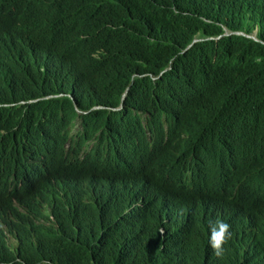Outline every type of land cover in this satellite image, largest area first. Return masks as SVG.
Segmentation results:
<instances>
[{
	"label": "trees",
	"instance_id": "1",
	"mask_svg": "<svg viewBox=\"0 0 264 264\" xmlns=\"http://www.w3.org/2000/svg\"><path fill=\"white\" fill-rule=\"evenodd\" d=\"M2 1L0 157L61 136L0 196L1 264H264V189L217 191L264 153V0H36L14 30Z\"/></svg>",
	"mask_w": 264,
	"mask_h": 264
},
{
	"label": "clouds",
	"instance_id": "2",
	"mask_svg": "<svg viewBox=\"0 0 264 264\" xmlns=\"http://www.w3.org/2000/svg\"><path fill=\"white\" fill-rule=\"evenodd\" d=\"M3 5L8 6L13 11L9 14L7 28L14 30L20 28L25 23L35 26L38 10L36 0H3ZM19 59L26 61V54L20 55ZM38 100H33L36 102ZM30 103L32 100L29 101ZM78 121H81L78 119ZM80 126L72 127V134H77ZM61 133L46 135L42 139V145L34 149L28 155V161L24 163L12 162L5 156L0 157V196H5L15 189L25 187L34 181L42 173L44 161L49 156H54L57 151V142ZM264 189V153L255 159V169L253 174L243 179L239 175L223 176L222 182L217 187V191L230 197L233 200L243 201L259 193ZM231 223L227 219L219 218L210 222L209 244L214 255L219 257L225 250L224 244L231 237ZM12 246H16L13 237L10 238ZM1 264V261H0ZM36 264H59L51 260H41Z\"/></svg>",
	"mask_w": 264,
	"mask_h": 264
},
{
	"label": "bare ground",
	"instance_id": "3",
	"mask_svg": "<svg viewBox=\"0 0 264 264\" xmlns=\"http://www.w3.org/2000/svg\"><path fill=\"white\" fill-rule=\"evenodd\" d=\"M61 23H62V21H61ZM245 33V32H244ZM239 35V34H238ZM230 36V35H229ZM3 53V52H2ZM3 57H4V55H3ZM10 58V57H9ZM11 59V58H10ZM5 61H7V60H5ZM39 97V96H38ZM119 102V101H118ZM98 105V104H97ZM142 110V109H141ZM124 112V111H123ZM153 112V111H152ZM132 113H133V111H132ZM120 114V113H119ZM123 115H124V113H123ZM180 115V114H179ZM107 116V115H106ZM105 116V117H106ZM115 116V115H114ZM118 116V115H117ZM120 118L122 117V116H119ZM115 118H117V117H115ZM141 118V117H140ZM143 118V117H142ZM128 119V121H129V118H127ZM120 120V119H119ZM135 120V119H134ZM131 121V120H130ZM108 122V121H107ZM119 122V121H118ZM121 122H123V121H121ZM120 122V123H121ZM125 122H126V120H125ZM127 124V123H126ZM132 124V123H131ZM120 126L122 125V123L121 124H119ZM112 127V126H111ZM118 127V126H117ZM113 129V128H112ZM96 133V132H95ZM182 134V133H181ZM181 134H180V136H181ZM35 137V136H34ZM37 138V137H36ZM39 139V138H38ZM37 139V140H38ZM34 140V139H33ZM29 141V140H28ZM35 141V140H34ZM163 142H165V141H163ZM36 143V142H35ZM39 143V142H38ZM33 146H34V143H33ZM40 146V145H39ZM81 146V145H80ZM21 147V146H20ZM83 147V146H82ZM81 147V148H82ZM36 148V147H35ZM21 149V148H20ZM85 149V148H84ZM32 151H33V148H32ZM25 152V151H24ZM11 154V153H10ZM13 154V153H12ZM22 154V153H21ZM27 154H28V152H27ZM191 155V154H190ZM17 156V155H16ZM23 156H25V154H23ZM59 156V155H58ZM62 156V155H61ZM10 157H12V156H10ZM20 157H21V155H20ZM23 158V157H22ZM50 158V157H49ZM13 159V158H12ZM18 159V158H17ZM21 159V158H20ZM22 160V159H21ZM53 160V159H52ZM61 160V159H60ZM23 161H26L25 159H23ZM55 161V160H54ZM130 161V160H129ZM135 161V163H137V160H134ZM134 161H133V163H134ZM12 162H14V161H12ZM20 162V161H19ZM49 164H51L50 162H49ZM135 166V165H134ZM69 172V171H68ZM73 173V172H72ZM81 173V172H80ZM83 174V173H82ZM90 174H92V172L90 173ZM117 174H118V172H117ZM89 174L87 173V175L86 176H88ZM122 176V175H121ZM126 176V175H125ZM13 197V196H12ZM34 201V200H33ZM32 202V201H31ZM21 203V202H20ZM33 204V203H32ZM15 208V207H14ZM24 208V207H23ZM15 210V209H14ZM18 210V209H17ZM21 210V209H20ZM36 210H37V208H36ZM31 211V210H30ZM31 215V214H30ZM25 216V215H24ZM23 216V217H24ZM30 217V216H29ZM120 217V216H119ZM36 218V217H35ZM4 219V218H3ZM9 219H11V218H9ZM113 219V218H112ZM31 220V219H30ZM117 220V219H116ZM14 221V220H13ZM9 222V221H8ZM112 222V221H111ZM123 222V221H122ZM6 223V222H5ZM110 223V222H109ZM118 223V222H117ZM112 224V223H111ZM6 225V224H5ZM5 228V227H4ZM1 231V230H0ZM87 239V238H86ZM85 239V240H86ZM196 239V238H195ZM91 243V242H90ZM72 252V251H71ZM68 253H70V252H68ZM59 254V253H58ZM67 254V253H66ZM73 254V253H72ZM73 256V255H72ZM55 258H57V257H55ZM62 258V257H61ZM60 258V259H61ZM65 258V257H64ZM71 259V258H70ZM64 260H66V259H64ZM63 261V260H62ZM72 263V262H71Z\"/></svg>",
	"mask_w": 264,
	"mask_h": 264
},
{
	"label": "rangeland",
	"instance_id": "4",
	"mask_svg": "<svg viewBox=\"0 0 264 264\" xmlns=\"http://www.w3.org/2000/svg\"><path fill=\"white\" fill-rule=\"evenodd\" d=\"M81 120V119H80Z\"/></svg>",
	"mask_w": 264,
	"mask_h": 264
}]
</instances>
